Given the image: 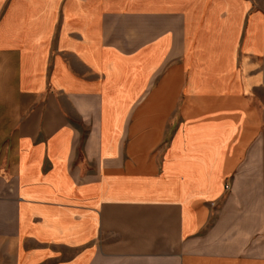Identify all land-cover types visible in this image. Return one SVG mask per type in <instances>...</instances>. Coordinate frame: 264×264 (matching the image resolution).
<instances>
[{"label": "crops", "instance_id": "crops-1", "mask_svg": "<svg viewBox=\"0 0 264 264\" xmlns=\"http://www.w3.org/2000/svg\"><path fill=\"white\" fill-rule=\"evenodd\" d=\"M250 217L264 6L0 0V264H264Z\"/></svg>", "mask_w": 264, "mask_h": 264}, {"label": "rangeland", "instance_id": "rangeland-1", "mask_svg": "<svg viewBox=\"0 0 264 264\" xmlns=\"http://www.w3.org/2000/svg\"><path fill=\"white\" fill-rule=\"evenodd\" d=\"M254 4L256 5L257 3L261 6H264V0H253ZM252 205V204H250ZM249 205V206H250ZM260 225H261V220L260 218L254 217V218H249L244 219V230H248V236H246V241L249 242H262L264 241V234H257V233H251V231L260 229ZM245 238V235H244Z\"/></svg>", "mask_w": 264, "mask_h": 264}, {"label": "bare ground", "instance_id": "bare-ground-1", "mask_svg": "<svg viewBox=\"0 0 264 264\" xmlns=\"http://www.w3.org/2000/svg\"><path fill=\"white\" fill-rule=\"evenodd\" d=\"M227 189H229V185H227Z\"/></svg>", "mask_w": 264, "mask_h": 264}]
</instances>
